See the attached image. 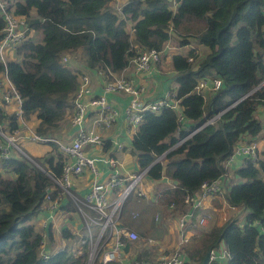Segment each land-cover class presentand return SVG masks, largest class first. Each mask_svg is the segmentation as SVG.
I'll list each match as a JSON object with an SVG mask.
<instances>
[{"label": "trees", "instance_id": "16d2710c", "mask_svg": "<svg viewBox=\"0 0 264 264\" xmlns=\"http://www.w3.org/2000/svg\"><path fill=\"white\" fill-rule=\"evenodd\" d=\"M10 2L32 34L19 43L13 59L0 63V73H6L21 98L23 119L39 120V135L57 129L70 112L78 83L77 62L112 78L140 49L160 51L171 39L180 47L190 46L186 54L176 53L171 59L177 85L174 98L184 122L180 124L178 112L170 107L145 111L131 141L139 171L147 169L151 181L166 177L175 184L162 189L159 204H149L135 194L124 203L122 224L135 227L140 234L153 232L149 220L153 211L162 215L169 208L175 217L190 211L186 195L226 172L225 162L235 144L244 137H264L257 116L264 109V0H176L175 11L171 0H128L120 14L110 0ZM3 28L0 11V39ZM194 44L204 46L206 53L201 55ZM67 55L69 62L63 64L61 58ZM213 77L221 79L222 86L211 90L206 105L195 86L199 79ZM221 111L212 124L198 129ZM179 125L182 128L176 133ZM0 126L17 129V116L0 107ZM50 144L54 152L36 159L37 164L12 157L5 167L13 177L0 173V264H87L86 251L76 257L66 249L47 258L39 256L43 236L31 220L46 200L48 188L54 187L46 173L59 178L65 162ZM163 154L164 164L154 163ZM234 174L241 181L226 182L225 198L230 206L245 211L243 223L235 215L191 235L182 246L184 264H201L208 252L222 244L229 255L226 264H264V158L256 162L243 158ZM59 192L55 187L49 197L54 199ZM133 212L138 216L134 218ZM142 214H146L144 219ZM137 258H142L141 253Z\"/></svg>", "mask_w": 264, "mask_h": 264}, {"label": "built area", "instance_id": "2783aa9c", "mask_svg": "<svg viewBox=\"0 0 264 264\" xmlns=\"http://www.w3.org/2000/svg\"><path fill=\"white\" fill-rule=\"evenodd\" d=\"M127 1L110 0V5L116 13L120 14L121 8ZM10 3V0H0V11L4 20V34L0 39V63L4 64L12 58L19 43L30 36V33L32 34L26 19L15 14ZM176 5V0H171L172 11L176 10ZM169 31H172V27L169 28ZM132 32L133 28L130 30V34ZM164 51L165 48L160 51L156 49L138 50L136 55L130 59L129 65L112 78H109L101 70H94V73L103 79L98 93L93 91L90 75L88 73H79L77 87L71 101L72 108L70 109L69 120V126L73 127L76 133L74 138L68 142L56 140L52 132L39 135L36 133V129L28 125V120L23 119L21 116L20 96L10 83L6 73H0L1 102L6 105L11 103L15 105L13 114L17 116L18 124V128L13 131L0 126V173L5 177L6 172H8L5 167L8 159L25 155L20 145L22 141L27 140L37 144H58L59 152L63 155L65 162L59 178L56 179L46 173L54 187L48 188V195L41 208L48 201L50 202L49 210L51 212H54L62 202L73 206V209H67V211L76 212L80 216L82 231L76 234L74 238L68 237L71 239V243L66 250L75 257L82 255L86 251L87 264H91L92 260L97 261L98 264H145L140 258H133L129 261L121 260L126 244L135 243L140 240V237L136 230L120 227L119 223L122 218V208L127 199L134 194L137 196L143 195L140 189V181L146 174L147 169L120 176L117 170L118 161L113 156H107L103 160L112 169V173L107 179L100 180L97 178L99 175L96 168L97 159L90 157L85 149L88 147H103L104 145L105 150L113 147L117 152L122 151V144L117 139H113L111 145L106 144L99 132V130L111 129L122 112L129 128L133 129L135 133L145 111L158 112L162 107H170L176 110L179 114L180 124L184 122L179 102L174 98V90L164 91L156 99L148 100L144 98L146 87L138 80L141 75L150 73L161 62ZM61 62L63 64L68 63V55L63 56ZM128 70H130L129 74L127 73ZM221 86L222 81L218 77L201 78L196 83L195 91L201 92L204 89L214 91ZM115 93H121L128 97L127 105L123 111L114 107L108 100V96ZM222 113L223 111L210 117L198 129L207 124H212ZM180 127L182 128L179 125L176 133H179ZM196 130L182 138L179 143L190 137ZM163 157L164 154L156 157L154 163L160 162L164 164ZM237 157L247 158L252 162L258 161L260 159L258 140L244 137V141L236 143L232 154L225 162L226 171ZM86 170L93 174L94 180L90 183L88 191L83 196H80L73 191L72 180L81 176ZM225 173L217 179L202 183L195 194L186 195L184 201L189 205L190 211L178 217L179 246L169 253H162L158 264L185 263L186 257L181 250V246L190 239L192 231H190L189 224L191 221L194 220L191 226L200 228L206 227L214 221V217L206 212L198 214L194 212L196 209L202 208L203 202L209 197L217 196L226 200ZM170 185L172 187L175 186L171 181ZM55 187H58L60 192L58 196L51 199L49 194L54 191ZM158 197L160 199V194ZM227 205L230 206L228 203ZM170 206L173 207L174 205L171 204ZM230 207L234 208L233 206ZM157 220L156 216L155 221ZM211 227L209 226L208 229ZM42 236L43 242L39 256L47 258L51 253L44 252L46 234L42 233ZM146 243L153 245L156 243V239L150 236L146 238ZM97 253L99 256L96 259L95 255ZM228 257L229 255L225 249L221 251L213 249L210 251L209 263Z\"/></svg>", "mask_w": 264, "mask_h": 264}, {"label": "crops", "instance_id": "0c3cea01", "mask_svg": "<svg viewBox=\"0 0 264 264\" xmlns=\"http://www.w3.org/2000/svg\"><path fill=\"white\" fill-rule=\"evenodd\" d=\"M129 25L131 26V24L128 23V28L130 29ZM194 46L197 47L201 55L205 54L207 51V49L204 46L195 45V44ZM177 48H179L180 50L177 51V53L186 54L190 49V46L187 48L186 47H177ZM167 49L168 47L165 49L164 54L162 56L161 65H157L151 70L150 73L146 75H141L138 79L146 87V93L144 94L145 99L148 100L156 99L157 97L161 96L164 91L174 90L177 86L175 83V79L174 78L173 80L171 79L172 76L170 75V72L165 71L166 70L165 66L162 65L163 62L165 63L164 61L165 56L169 53ZM175 54L176 52L170 53V58H168L169 63H171V59H172L171 57ZM13 57L14 56H12L11 59H13ZM68 57L70 58V55H68ZM74 70H76L81 74L88 73L91 78V83L94 93H98L100 91L101 82L103 79H101V77H98L94 73V70L87 69L80 62H79V67L75 68ZM127 73L129 74L130 70H128ZM108 100L114 107H116L117 109H121L123 111L127 105L128 97L121 93H115L109 95ZM0 107H3L9 113H14L15 105L12 103L7 105L2 104L0 99ZM260 110H261L260 114L264 117V109L260 108ZM69 120H70V112L67 113L65 120L58 125L57 129L52 131L53 132L52 134L56 140L60 142H68L74 138L76 130L73 127L69 126ZM38 123L39 120L36 119L35 117H33L31 120H28V125H30L33 129H36ZM115 123L116 124L111 129L99 130V132L106 144L111 145L112 140L117 139V141H119L122 144L123 147L122 151L117 152L114 150L113 147L110 148L109 150H105L104 145L103 147H88L85 149V151L87 152V154H89L90 157H95L97 159L96 168L99 173L97 178L100 180L107 179L112 173V169L103 160L107 156L108 157L113 156L118 161L117 170L120 176H126V174L128 173L139 171L137 167L138 165H137L136 156L131 146V141L133 139L135 132L133 131V129L129 128L123 112L116 119ZM255 139H257L259 142L260 136ZM28 143L31 142L24 140L21 142L20 145L21 147H25V145H27ZM53 144L58 149V144L57 143H53ZM41 146L44 147V150H42L37 155L40 157L46 156L53 149L51 144H43ZM258 150L260 157L264 158V146L260 148L258 144ZM242 161H243V157H237L235 161H233L230 168H228L225 173L226 174L225 183L226 182L230 183L232 180L235 182L241 181L240 177L234 174V171L239 167H241ZM5 177L11 178L13 177V174L8 171L6 172ZM93 180H94L93 174L88 170H86L81 176L75 177L72 180L73 191L78 195L83 196L88 191L90 183H92ZM140 183H141L140 189L142 190L143 195L138 197H143L145 201L147 202L149 201V204H154V205L157 203L159 204L160 199L158 195L162 192V189L164 187L171 186L170 180L166 177H162L157 181H151L150 179H148L146 174L144 175ZM49 206H50V202L49 201L45 202L44 207L38 211V213L31 220V223L35 226V229L38 232L46 234L44 252L52 254L61 249H66L67 247H69L71 243V239L64 238V233L66 235H70V238H74L76 234L82 231V221L80 219V216L76 212L67 211V209H70L69 203L62 202L58 206V208L54 210V212H51L49 210ZM148 210L149 209L145 205L143 211L145 213L146 212L148 213ZM198 211H199L198 213L206 212L212 215L214 217V221L213 223H209L206 227L203 228L197 226H191L192 222L194 223V220L191 221V223L189 224L190 231H192L190 235L197 234V231L199 230H208L209 226H213L215 224H222L223 221H226L235 215L239 217V222L242 223L245 215V211L241 207L232 208L227 205L226 200L224 198L217 196H212L207 198L203 202L202 208H200ZM146 214L141 215L142 219L146 217ZM132 215H135L136 217L138 216V213L133 212ZM153 216H154V220L156 216L158 219L156 221L158 222L156 227L152 223ZM217 217L219 219L221 218L222 220L218 222ZM122 220L123 217L121 218L119 223L120 227L132 228L136 230L141 238L137 242L130 244L128 249L124 248L122 252L123 254L121 259L122 261H129L130 259L137 258L139 253L134 248L138 247L141 248L140 249L141 255H143L141 259L145 262V264H158L159 257L162 253H169L170 251L177 249L179 246L178 224H177L178 217L172 216L169 213V208L165 210V213H163L162 215L159 210L153 211L149 215L150 228L151 231L153 230V232H150L145 235L140 234V232L135 227L122 224L123 222ZM156 233H157V237L155 236ZM150 236H155L157 239L156 243L153 245L146 243V238ZM223 249L224 246L222 244L220 245V247H218L217 250L221 251ZM181 250H182V246H181ZM131 255L133 256L130 257ZM215 262L217 264H226L227 258H224L222 260H215Z\"/></svg>", "mask_w": 264, "mask_h": 264}, {"label": "rangeland", "instance_id": "374dc122", "mask_svg": "<svg viewBox=\"0 0 264 264\" xmlns=\"http://www.w3.org/2000/svg\"><path fill=\"white\" fill-rule=\"evenodd\" d=\"M128 28V27H127ZM35 36V38L37 39L38 37H37V35H34ZM168 47V49H167V51H169V53L165 56V58H164V61H165V63L163 62L162 63V65H164L165 66V71H167V72H170V75L172 76L171 77V79L173 80V78L175 79V73H174V71H173V68L171 67V63H169L168 62V58H170V53H172V52H176L177 53V51H180L179 50V48H177V47H180L179 45H178V43L176 42V41H167L166 43H165V49ZM187 48V47H186ZM183 50H185V49H183ZM77 55L79 54V51L76 53ZM172 58V57H171ZM158 65H161V62L158 64ZM79 67V63L77 62L76 63V65H75V68H78ZM201 93L204 95V97H205V103H206V105H207V103L209 102V99H210V97H211V94L213 93V92H211V90L210 89H204L203 91H201ZM260 112H261V110L259 109L258 110V112H257V116L260 118V120L262 121V123L264 124V117L260 114ZM33 117H31L30 119H27V120H31ZM33 144H36V145H33ZM33 144H31V143H28L27 145H25V147H22V149L24 150V154L25 155H21V157H23V158H25V159H28L30 162H32V163H34V164H37V162L35 161L36 159H38V158H40V156H37L42 150H44V147H42L41 145H43V144H37V143H33ZM258 144H259V146H260V148H262L263 146H264V138L263 137H260V139H259V142H258ZM50 149H51V146H50ZM52 152H54V150L52 149L51 150V152L50 153H52ZM40 160V159H39ZM154 216H155V214H154ZM154 216L152 217V223H153V225L156 227V225H157V223L158 222H156L155 220H154ZM238 217V216H237ZM239 218V217H238ZM217 219H218V222H220L222 219L220 218H218L217 217ZM241 221V220H240ZM223 222H225V221H223ZM243 223V222H242ZM242 223H240V224H242ZM155 236L157 237V233L155 234ZM155 236H152L153 238H155L156 239V237ZM140 237V236H139ZM141 239V238H140ZM157 240V239H156ZM134 249H136L137 251H138V253H141V251H140V249L141 248H138V247H136V248H134ZM137 253V254H138ZM99 256V254L97 253L96 255H95V257H96V259H97V257ZM133 255H131L130 257H132ZM143 256V255H142ZM141 260V259H140ZM91 264H98V262L97 261H95V260H92V262H91Z\"/></svg>", "mask_w": 264, "mask_h": 264}, {"label": "water", "instance_id": "95a60500", "mask_svg": "<svg viewBox=\"0 0 264 264\" xmlns=\"http://www.w3.org/2000/svg\"><path fill=\"white\" fill-rule=\"evenodd\" d=\"M264 84V82L262 83V85ZM259 86H261V85H259ZM258 87H256L255 89H257ZM254 89V90H255ZM209 261H210V252H208L206 255H205V257H204V259H203V261H202V263L201 264H209Z\"/></svg>", "mask_w": 264, "mask_h": 264}]
</instances>
